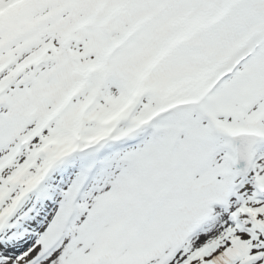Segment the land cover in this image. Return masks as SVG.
I'll list each match as a JSON object with an SVG mask.
<instances>
[{"label":"snow or ice","instance_id":"snow-or-ice-1","mask_svg":"<svg viewBox=\"0 0 264 264\" xmlns=\"http://www.w3.org/2000/svg\"><path fill=\"white\" fill-rule=\"evenodd\" d=\"M0 264H264V0H0Z\"/></svg>","mask_w":264,"mask_h":264}]
</instances>
